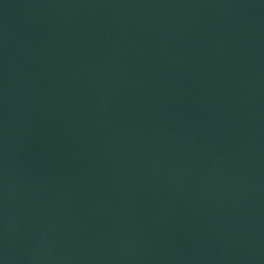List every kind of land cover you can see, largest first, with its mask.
<instances>
[{"label":"water","instance_id":"1","mask_svg":"<svg viewBox=\"0 0 264 264\" xmlns=\"http://www.w3.org/2000/svg\"><path fill=\"white\" fill-rule=\"evenodd\" d=\"M0 264H264V0H0Z\"/></svg>","mask_w":264,"mask_h":264}]
</instances>
